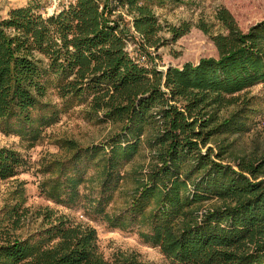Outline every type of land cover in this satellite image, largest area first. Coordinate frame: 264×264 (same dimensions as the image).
<instances>
[{"label":"trees","instance_id":"16d2710c","mask_svg":"<svg viewBox=\"0 0 264 264\" xmlns=\"http://www.w3.org/2000/svg\"><path fill=\"white\" fill-rule=\"evenodd\" d=\"M186 1L71 0L53 13L44 0L12 7L0 17V125L37 135L33 113L51 86L88 102L91 117L114 130L101 144L73 143L70 175L55 177L51 197L76 200L95 167L101 191L90 206L111 226L140 224L147 243L182 264H264V155L235 156L217 139L246 126L237 115L221 122L217 111L264 85V20L243 31L220 9L228 33L212 37L218 57L166 71L128 50L131 29L147 47L162 46L155 8ZM189 30L170 27L174 40ZM144 150L146 171H132L133 195L109 217L105 204ZM22 165L16 150L0 147V179ZM13 214L0 225V264H104L95 229L57 219L37 239L20 238L23 215Z\"/></svg>","mask_w":264,"mask_h":264},{"label":"rangeland","instance_id":"374dc122","mask_svg":"<svg viewBox=\"0 0 264 264\" xmlns=\"http://www.w3.org/2000/svg\"><path fill=\"white\" fill-rule=\"evenodd\" d=\"M29 0H0V17L12 7L25 5ZM220 9L228 10L238 27L247 31L264 20V0H188L184 3L168 2L156 7L155 12L163 24L159 38L163 44L158 49L149 48L141 38L130 30L128 50L137 58L146 60L159 70L182 67L186 63L197 64L202 58L218 57L219 53L212 37L227 34L223 23L217 19ZM43 10V8H41ZM50 13V11H48ZM129 19V18H128ZM185 23L190 30L177 40L173 39L170 27H181ZM234 105L217 111L221 122L233 115L246 126L239 132H225L217 139L231 144L236 155L262 157L264 155V85H257L239 94ZM42 105L34 113V128L37 135L29 137L17 126L0 125V147L16 150L23 159L18 173L0 179V225L13 221V212L18 209L23 215L17 235L20 238L37 239L43 229L57 219L73 225H82L96 231L95 251L104 264H125L138 260L154 264H182L164 255L158 246L147 243L141 236L145 227L135 224L126 228L113 227L109 219L94 212L90 201L100 195L99 171L95 167L87 170L78 187V198L67 201L50 195V185L57 175H70V159L74 155L73 143L80 147L101 144L114 130L111 124L98 123L88 113V102L77 98H63L51 86ZM222 143V144H223ZM210 145H214L213 143ZM149 153L144 150L127 168L123 180L105 204L106 215L114 217L123 212L134 191L132 171H146ZM59 190L58 193H60ZM63 201H62V200Z\"/></svg>","mask_w":264,"mask_h":264},{"label":"built area","instance_id":"2783aa9c","mask_svg":"<svg viewBox=\"0 0 264 264\" xmlns=\"http://www.w3.org/2000/svg\"><path fill=\"white\" fill-rule=\"evenodd\" d=\"M47 4V11L53 13L56 11L60 6L69 3L71 0H44Z\"/></svg>","mask_w":264,"mask_h":264}]
</instances>
